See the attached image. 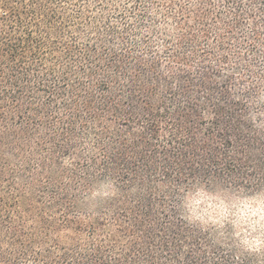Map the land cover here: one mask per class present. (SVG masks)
<instances>
[{"label":"trees","instance_id":"obj_1","mask_svg":"<svg viewBox=\"0 0 264 264\" xmlns=\"http://www.w3.org/2000/svg\"><path fill=\"white\" fill-rule=\"evenodd\" d=\"M197 193L264 194V0H0V264H264Z\"/></svg>","mask_w":264,"mask_h":264},{"label":"clouds","instance_id":"obj_2","mask_svg":"<svg viewBox=\"0 0 264 264\" xmlns=\"http://www.w3.org/2000/svg\"><path fill=\"white\" fill-rule=\"evenodd\" d=\"M116 195L117 189L114 184L111 181H102L88 191L87 199L97 202L114 198ZM182 207L184 213L182 218L189 225H199L202 229L210 225L222 226L219 218L209 215L207 210L202 209L198 200L186 197ZM242 207L240 218L232 224L235 238L248 251L264 250V197L250 199ZM248 221L251 223H247ZM241 227H247L252 233L259 231V235L245 237L240 231Z\"/></svg>","mask_w":264,"mask_h":264},{"label":"rangeland","instance_id":"obj_3","mask_svg":"<svg viewBox=\"0 0 264 264\" xmlns=\"http://www.w3.org/2000/svg\"><path fill=\"white\" fill-rule=\"evenodd\" d=\"M261 197H264V194L253 197H222L218 194L197 193L196 195L192 196L191 199L198 200L202 209L207 210L208 214L212 215L214 218H219L221 223L222 221L226 220L235 222L240 218V214L243 212L242 205L245 202L253 198ZM247 223H251V221H248ZM240 230L245 237L251 238L252 236H255L252 235L253 233L250 232L247 227H241Z\"/></svg>","mask_w":264,"mask_h":264}]
</instances>
